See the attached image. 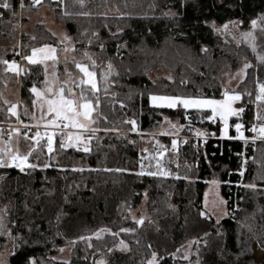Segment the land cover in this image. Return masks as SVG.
I'll return each mask as SVG.
<instances>
[{"label":"trees","instance_id":"trees-1","mask_svg":"<svg viewBox=\"0 0 264 264\" xmlns=\"http://www.w3.org/2000/svg\"><path fill=\"white\" fill-rule=\"evenodd\" d=\"M54 19L61 22L74 40V52L96 74L97 89L89 85L86 95L97 112L89 140V150L63 148L54 141L51 152L38 143L27 155L24 170L0 167V243L8 230L17 248L8 264H95L91 252H98L107 264H132L129 255H141L140 264L156 252L154 264H179L172 256L187 239L197 242L198 264H264L254 248L264 250V140L245 148L244 171L239 173L242 143L216 139L219 124L208 120L206 110L155 106L151 95L220 97V77L238 68L243 59L250 65L237 84L243 111L230 116L243 125L244 134L254 123H264V100L257 101L258 85H264V38L259 34L264 21V0H45ZM7 3L8 8L3 5ZM30 0H0V92L8 76L2 61L20 57L19 119L31 121L33 86H42L41 63L25 57L33 47L60 43L43 23L31 34H21L18 26L24 11L35 10ZM255 21L256 26L252 23ZM236 23L242 33L224 27ZM86 54L102 59L94 64ZM162 66L171 79L151 81L146 71ZM183 124L180 135L199 131L205 138L194 148L192 139L176 151L164 153L168 175L158 172L153 160H143L132 141L135 135L114 130L147 133L157 130L164 119ZM0 96V122H15ZM161 139L167 144L168 136ZM143 165V167H142ZM143 170V172H141ZM211 179L218 180L224 198H241L239 209L220 220L201 215L204 190ZM240 182L236 191H231ZM147 198L148 220L130 217L143 197ZM113 233L83 238L97 228ZM130 228L132 230H122ZM83 238V239H82ZM119 239L129 245L119 251ZM74 241L70 259L56 261L49 254ZM134 257L137 258V255ZM139 258V257H138Z\"/></svg>","mask_w":264,"mask_h":264},{"label":"rangeland","instance_id":"rangeland-1","mask_svg":"<svg viewBox=\"0 0 264 264\" xmlns=\"http://www.w3.org/2000/svg\"><path fill=\"white\" fill-rule=\"evenodd\" d=\"M30 1L32 2L33 5L36 6V9L27 10L22 13L21 20L18 26V31H17V40L19 41L21 34H31L32 29L36 23H43L45 27L56 36V38L58 39V42L60 43L59 50H57V47L53 44H42V45L33 47L30 50L29 54L26 56L28 57V56L33 55L32 53L33 49H44L45 52H48V49L54 50V51L48 52V55L50 57L48 59H41V56L43 55V53H37V56H36L37 63H41L43 66V70H44V83L42 86H33L42 95L37 96L35 93H33L35 103H33V110H32V114L34 113L37 117L36 119L37 125L40 124L39 126H43V125L54 126V125L47 123L48 121L54 118L55 114L48 112V106L45 103V101L49 99H54V98L58 99L59 94L64 95L66 99L78 100V98L81 95V90L79 89V87H77V85H80V87L82 86L81 80L84 79V74L80 71V69L76 67L77 63L85 65L88 71H91L94 74L95 72L92 69H90L86 65V63L81 61L82 60L81 56H78L74 52V44H75L74 40L67 33L62 23L54 19V15L52 11L49 9V6L45 2V0H39V3H36L35 0H30ZM255 26L256 24H254V27ZM225 28L230 30L232 34L244 35L245 37H248L249 39L251 37L253 38V36H251L252 32L242 33L236 23H231L228 26L224 27L223 29L225 30ZM259 34L264 38V21L262 23V27H261V30L259 31ZM45 46H47V48H45ZM86 55H87V58L94 64H100L103 62L102 59L94 58L90 54H86ZM14 58L19 61V64L23 70V66L20 63V57L17 56L11 59H14ZM26 61L29 62L27 59ZM245 65H248L249 67L250 61L243 59L238 68H236L233 71L227 70L222 73L220 77V84L223 89H222V95L220 97H202V96H195V97L222 100L224 99L225 92H227L228 94H233V93L239 94L238 92L235 91V88L237 84L245 77L246 70L248 68V67H245ZM7 71H8V76L4 80V86L0 92V96H1L2 101L6 105H8V107H10L11 105L8 104V101H10L9 99H12L13 81L16 78V75L12 71L8 70V68H7ZM146 74L151 81H155L162 77L171 79V73L162 66H156L154 68L148 69L146 71ZM94 79H95L96 89H97L96 74H95ZM49 88L52 89L51 92L48 91ZM60 89H63L62 93L59 92ZM151 96H168V95H151ZM171 96H182V95H171ZM150 97H149V101H150ZM184 97H188V96H184ZM150 103L155 106L168 107L166 104L162 102H151L150 101ZM91 104H92L93 110L90 114V118L88 121H84L88 125L87 128L86 129H74L73 131H71L73 133H79L82 136V139L81 140L73 139L70 141L68 139V136L66 135V137L64 138V141L58 140L60 145L62 143L65 145L63 148L74 146V148L78 150L85 151L84 150L85 148L89 150V140L98 131V129L93 127V122L95 121L97 112L94 109L92 101H91ZM177 107H182V106H177ZM232 107L235 109H243V106L241 105V100L238 99V100L232 101ZM200 110H206L208 112V116L212 114L209 109H200ZM9 113L12 115L11 112ZM241 113L242 111L237 112L232 116H239ZM18 115H19V109H18ZM18 115H17L16 120H20ZM229 117L227 119V130L229 129V126H230ZM82 119L83 118H81V120ZM58 120L59 122H63L60 119H57V121ZM57 121H56V124H57ZM210 121L214 123H218L219 129H220V125H221V128L225 126L224 122L220 120L219 116L215 117L214 120H210ZM26 123L31 124L32 122L29 121ZM237 123L239 122H236L235 124L232 125L234 130H235V125ZM256 124L258 125L256 136L258 138H263L264 136H261L259 133V128L262 123H256ZM183 128H184L183 124L178 123L176 121H170L167 118H165L163 125H161L157 130L149 131L147 133H137L133 130L129 132L126 129L114 130V131L124 134V135L125 134L135 135L132 141L134 142V144L138 145V150L141 152V155H139L140 164L143 160L152 159L153 165L158 171L159 169L157 168V164L159 162L160 166L164 169V171L168 173L167 169L164 167V158L159 156V153L162 152L163 150H166L168 152L175 151L172 147L173 145L172 141L175 140L177 142L176 145L178 144V136L180 135V132L183 130ZM241 128H243V125ZM15 131H13V133ZM54 132L50 130H42L38 132L39 135L36 134L30 137L29 135H26V136H28L35 142H37V140L38 142L40 141V144L44 148L45 146L48 148L49 147L48 138L45 140H43V138L45 134L53 133L54 134L53 142L51 145V147L53 148L54 141L57 140V136ZM243 133H244V128H243ZM225 134H227V131ZM11 136L9 138H4L1 135V131H0V151L4 147L6 148L10 144V142L13 141V137ZM162 136H168L169 143L166 144L161 139ZM243 140H246V139L244 138ZM33 148L30 151H32ZM47 152H50V151H47ZM0 157H2V155ZM10 163H11L10 165L6 164V160H4L3 166L14 165L12 162ZM26 163L27 164L25 166L29 164L28 160L26 161ZM16 168H19V167H16ZM243 171H244V168L242 170V173ZM141 172H143V170H141ZM261 185L264 186V182H262ZM262 199L264 200V195ZM146 200L147 198L146 196H144L140 204L130 211L129 215L133 220L143 221V220L149 219L150 214L147 212L148 204ZM1 209L2 210L6 209V203L5 204H3V202L0 203V210ZM201 213H203L204 216L214 218L215 220H220L226 216L227 214L226 201L220 192V183L218 180L211 179L208 181V184L203 193ZM121 229L122 230H132L130 228H121ZM106 233H113V231L108 227H100L94 230L93 232L85 235L83 238L86 240L87 244H90V240L92 238L102 237ZM196 244L197 242L194 238L187 239L178 248H176V250H174L171 254L175 259L179 261V264H198L199 259L194 255ZM73 246H74V241L65 243L64 245H61L60 247H58L56 252L49 254V257L56 261L67 262L70 259L71 250ZM16 248H17V243L15 241V237L12 234H10L9 231L7 230L5 232V239L3 240V242L0 243V264H8V258L11 254L14 253ZM115 248L119 251L125 252L129 250V245L125 240L119 239L118 242L115 244ZM134 253L135 251L132 252L128 258L129 259L134 258L132 264H140L141 259H142L140 257L141 255H139L138 253H135V255H137V258H135L133 256ZM154 253H155V256L153 255ZM254 255L256 259H259L264 262V250L254 248ZM90 260H92L95 264H98V262H102V264H107L106 260L98 252H91ZM158 260H159V257L157 253L152 252L150 256L146 259V262L149 264V261H152L154 264L158 262ZM30 261H31V264H37L34 258H31ZM212 264H225V263L221 261H215Z\"/></svg>","mask_w":264,"mask_h":264},{"label":"snow or ice","instance_id":"snow-or-ice-1","mask_svg":"<svg viewBox=\"0 0 264 264\" xmlns=\"http://www.w3.org/2000/svg\"><path fill=\"white\" fill-rule=\"evenodd\" d=\"M36 3H39V0H35ZM4 8H8L9 5L5 3L3 5ZM253 24L256 22L253 21ZM47 48V46H45ZM54 51L52 49H48V52ZM48 52H45L44 49H33L32 53L33 55L25 57L30 63H37V53H43L41 56V59H48L50 58L48 55ZM264 59V58H261ZM4 64L8 65V70L16 71L15 62H9L7 60L2 61ZM76 67L80 69V71L84 74V79L81 80L82 85H90L91 89L93 91L96 90V83H95V74L91 71H88L86 66L80 63L76 64ZM245 67H248V65H245ZM77 87H80V85H77ZM259 93L256 97L257 101L264 100V85H258ZM33 93H35L37 96H41L42 94L33 87L31 89ZM49 92L52 91L51 88L48 89ZM60 93L63 92V89L59 90ZM240 99V95L233 93L228 94L227 92L224 93V99L217 100V99H211V98H200V97H184V96H151L150 101L151 102H162L166 104L169 108H175L177 106H182L185 110L187 109H209L211 111V115L207 116L206 118L208 120H214L215 117L219 116L220 120L224 122L225 126L221 128V134H225L227 131V119L229 116L234 115L237 112L243 111V109H235L232 107V101ZM35 103V101L33 102ZM45 103L48 106V112L54 113V118L50 121H48V124L54 125L59 127V125L56 124L57 119H60L64 122L63 127L64 129H68L69 127L73 129H86L87 123L84 121H88L90 118V114L92 112V104L91 101L88 99L86 95V89H81V95L78 98V100L73 99H66L64 95L59 94L58 99H49L46 100ZM15 108V105L12 106V108L9 109L10 112L15 115V112L13 109ZM81 118H83L81 120ZM133 128L132 130L135 131V121H131ZM242 125L237 123L235 125L236 131L239 133ZM253 131H257L255 127L252 129ZM259 133L261 136H264V123L260 125ZM26 135V134H25ZM39 135V133H37ZM53 133L48 134V150L52 151V142H53ZM68 139L71 141L73 139L81 140L82 136L79 133H73L71 131H68L67 133ZM197 135H200L198 132ZM35 138V137H33ZM243 138V137H241ZM176 141L173 140L172 144L175 147ZM65 145L62 143L61 147H64ZM85 151H88L87 148L84 149ZM5 153L10 159V161L14 164V166L19 167L21 171L24 170V167L26 165V161L28 159L27 156H20L19 154H13L10 150L5 149ZM164 153L160 152L159 156L163 157ZM4 160L3 157H0V166H3ZM143 167V165H142ZM157 168L159 169L158 172H148V175H161L166 176L169 173L164 171V169L160 166V163L158 162ZM203 215V213H201ZM141 221H137V223H140ZM83 239V238H82ZM155 256V253L153 254ZM98 264H102V262H98ZM149 264H153L152 261H149Z\"/></svg>","mask_w":264,"mask_h":264},{"label":"crops","instance_id":"crops-1","mask_svg":"<svg viewBox=\"0 0 264 264\" xmlns=\"http://www.w3.org/2000/svg\"><path fill=\"white\" fill-rule=\"evenodd\" d=\"M50 31V30H49ZM51 32V31H50ZM52 33V32H51ZM53 34V33H52ZM54 35V34H53ZM9 62H15V66H16V71H12V70H10V71H12L15 75H16V78L14 79V81H13V91H12V99H9L10 101H8V104H10L11 106L10 107H8V111H9V109L10 108H12V106L13 105H15V108L13 109V111L15 112V115H13V113H12V115L15 117V118H17V115H18V109H19V76H20V74L22 73V67L20 66V64H19V61L17 60V59H11ZM7 68H8V65H7ZM10 112V111H9ZM37 119V117H36V115L33 113L32 114V117H31V124L32 125H37L36 124V120ZM212 122V121H211ZM214 123V122H213ZM63 125L64 123L63 122H59V120L57 121V125ZM40 124H38L37 126H39ZM44 127H46V129L45 130H50V131H55V129L57 128V126H45V125H43ZM257 124L255 123V124H253L252 126H250L249 128H248V131L250 132V135H244V133H243V128H241L240 129V132L238 133L237 131H236V129H235V133H234V136H230L229 134H228V130H227V134H224V135H222L221 134V125H220V130H219V134L217 135V137H216V139H220V140H222V139H234V140H239V141H241V140H243L244 138L246 139V140H248V141H251V142H255V141H259V140H264V137L263 138H258L257 136H256V132L257 131H253L252 129H253V127H255L256 129H257ZM74 129L73 128H71V127H69L68 128V130H67V133H68V131H73ZM55 133V132H54ZM67 133H66V135H67ZM48 134H45L44 135V138H43V140H45V139H47L48 137ZM68 136V135H67ZM11 137H13V141H11L10 142V144L5 148H2V150L0 151V156L2 155V157H3V160H6V164H8V165H10L11 163V161H10V159L8 158V156L6 155V153H5V149H8V150H10L11 151V153H13V154H19L20 156H27L28 155V153H29V151L34 147L35 148V146H37L38 145V143H40V141L38 142V140H37V142H35L34 140H32L31 138H29L28 136H26L25 135V133L23 132V131H19V130H16L13 134H12V136ZM241 137H243V138H241ZM15 142V143H14ZM179 144H181L179 141H178V144L174 147L173 145H172V147H173V149L176 151V148H177V146L179 145ZM70 147H74V146H70ZM33 148V149H34ZM45 150L46 151H49L48 150V148L45 146ZM27 164V163H26ZM12 166H14V165H12ZM14 167H16V166H14Z\"/></svg>","mask_w":264,"mask_h":264},{"label":"built area","instance_id":"built-area-1","mask_svg":"<svg viewBox=\"0 0 264 264\" xmlns=\"http://www.w3.org/2000/svg\"><path fill=\"white\" fill-rule=\"evenodd\" d=\"M45 129L46 127L44 126H37V125L28 124V123H23L21 120H15V122H11V123L10 122L0 123L1 135L4 138H9L11 134L13 133V131L15 130L23 131L26 135H29L30 137V136L36 135L39 131H42ZM67 130L68 129H64L62 124L55 129V134L59 141H64ZM198 132L199 131L194 130V129L188 130L186 134L178 136V141L180 143H183L186 139H192L194 142V148H196L197 143L200 140L205 138L200 132H199L200 135H197ZM212 137L216 138L217 134L212 133ZM241 143H242V151L240 152V156L242 160V166L239 171L240 174L242 173V170L244 168V162L246 159L244 150L245 148L252 146L253 142L248 141V140H241ZM239 185H240V182H236L233 185L234 188L231 191H236V188H238ZM225 201H226V207H227V215L231 216L239 209L241 198H238V196H236L235 194H228L227 197L225 198Z\"/></svg>","mask_w":264,"mask_h":264}]
</instances>
